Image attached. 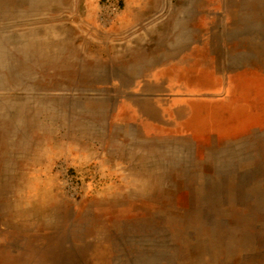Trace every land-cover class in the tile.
<instances>
[{"label":"rangeland","instance_id":"374dc122","mask_svg":"<svg viewBox=\"0 0 264 264\" xmlns=\"http://www.w3.org/2000/svg\"><path fill=\"white\" fill-rule=\"evenodd\" d=\"M239 1L0 0V264H264V54L186 20ZM131 51L194 75L180 99L173 79L150 89L148 127L126 115ZM48 101L101 137L36 147Z\"/></svg>","mask_w":264,"mask_h":264},{"label":"crops","instance_id":"0c3cea01","mask_svg":"<svg viewBox=\"0 0 264 264\" xmlns=\"http://www.w3.org/2000/svg\"><path fill=\"white\" fill-rule=\"evenodd\" d=\"M195 8L197 13H204L206 17H192L194 11L193 7L190 6L188 8L189 13L186 20L189 22L203 23L205 33L208 31V33L211 34L212 28H210L211 26L209 23L212 19L210 16L214 14L216 17H219L221 19L220 37L221 39H225L226 47H236L230 51L234 56H238L245 52L243 49L238 48L241 46L250 47L248 50L250 54H261V52L264 54V49L260 48L264 45V43H260V40L262 38L264 39V0H240L237 6L230 8L223 5L220 7L219 11H213L209 7H204L203 9L199 7ZM183 23V21L179 22V24ZM191 31L192 28H189L188 31L179 28L176 31L175 37H178L180 41L181 39L186 40L181 37L182 34L185 35L188 33V38L191 40ZM140 49H142V46H140ZM127 59L130 60V67L129 72H126V82H128L127 84L132 83L133 87L126 90V95H130V99H132L127 103L126 107L130 108V112L126 111V115L129 113L131 119L141 127H148L150 119L146 114L148 109L146 107V100L150 94V89L153 88V92H157L156 88H158L159 84L163 81L165 82L166 88H171L169 87V81L173 79L172 87L174 88V94L179 95L180 99L182 94V79H191L194 75H192V72L182 71L180 67L175 66L167 67L166 70L152 71L153 67L157 64L144 60L143 56L140 59L141 63H139L138 52L131 51V55L128 56ZM236 59L237 58L234 57L233 60ZM242 60V57L239 58V61ZM252 60L264 61V59L259 57H254ZM139 70L140 73L138 75L137 73L133 75L134 71L138 72ZM127 73L130 75L127 76ZM184 94H187L188 97H192V92L184 90ZM54 106H51L48 101L43 104L37 103L35 107L31 108L30 120L28 122L30 131L29 137H34L32 142L36 144V147H40L42 143L47 145L50 140L56 137H101L99 123L95 124L94 121L91 120L92 125H90V121H85L83 114L75 112L76 109L72 105L66 103L63 105L54 104ZM177 111H179L180 117H178ZM197 117V114L196 117H194L192 113L188 111L181 112V105L179 104L178 109L174 108L172 122L175 126L180 125L190 130L193 126L197 125V119H195ZM86 125H88V129H86ZM86 133L89 134V136H87Z\"/></svg>","mask_w":264,"mask_h":264}]
</instances>
